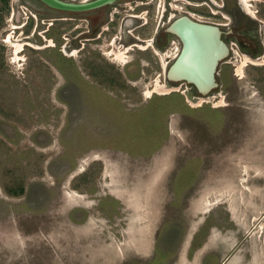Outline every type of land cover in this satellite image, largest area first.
Here are the masks:
<instances>
[{
	"label": "rangeland",
	"instance_id": "1",
	"mask_svg": "<svg viewBox=\"0 0 264 264\" xmlns=\"http://www.w3.org/2000/svg\"><path fill=\"white\" fill-rule=\"evenodd\" d=\"M83 17L0 0V264L147 263L173 224L182 236L160 241L176 247L166 264H264V62L233 47L195 108L182 84L151 93L166 85L164 56L146 77L120 75L136 69L108 54L129 62L133 52L113 49V35L101 52L87 48ZM47 28L61 33L62 55L73 53L72 73ZM177 93L190 112L154 121L155 101ZM19 186L23 196L7 195ZM78 209L85 221L72 223Z\"/></svg>",
	"mask_w": 264,
	"mask_h": 264
},
{
	"label": "flooded vegetation",
	"instance_id": "2",
	"mask_svg": "<svg viewBox=\"0 0 264 264\" xmlns=\"http://www.w3.org/2000/svg\"><path fill=\"white\" fill-rule=\"evenodd\" d=\"M92 1L94 0H85V3ZM129 12L131 13L129 14ZM123 13L126 17L116 24L118 15ZM82 14H85L83 17L85 38L82 40L85 41L87 48L90 47L94 50V47L90 45L93 42L96 51L101 52L102 48L98 45L101 39L113 35V44H110L113 49H121L124 56L133 52V59L124 62L121 67L126 70L127 67L134 66L135 72L126 74L124 71L119 72L120 75H128L130 79L146 77L147 68H154L157 62L161 65L164 55L166 61L162 74L164 78L166 77L167 70L181 49L180 42L174 35L168 33L167 29L169 25L171 26L181 18H187L200 26L217 29L220 32V39L228 49L225 59L237 56L233 50L234 47L237 53L246 56L247 62H264V0H117ZM59 19L64 18H54L55 21ZM53 31V29L47 28L44 33L54 43L52 51L57 52L59 67L70 70L73 65V55L61 54L63 53V50L60 49L61 33L57 30L56 33ZM118 53L121 52L118 51ZM85 66L89 73L96 70L90 61L86 62ZM97 70L100 73V70ZM69 73H72L71 70ZM177 84L166 83L169 89ZM179 84L187 88L183 93L192 97L197 94L193 87L183 83ZM177 227L179 228V226Z\"/></svg>",
	"mask_w": 264,
	"mask_h": 264
},
{
	"label": "water",
	"instance_id": "3",
	"mask_svg": "<svg viewBox=\"0 0 264 264\" xmlns=\"http://www.w3.org/2000/svg\"><path fill=\"white\" fill-rule=\"evenodd\" d=\"M45 7L64 13H84L117 0L85 1L36 0ZM167 32L181 44L180 52L166 73V83H183L193 87L195 98H206L218 87L217 69L228 55L217 29L200 26L187 18L175 21Z\"/></svg>",
	"mask_w": 264,
	"mask_h": 264
},
{
	"label": "trees",
	"instance_id": "4",
	"mask_svg": "<svg viewBox=\"0 0 264 264\" xmlns=\"http://www.w3.org/2000/svg\"><path fill=\"white\" fill-rule=\"evenodd\" d=\"M4 7L8 8V0H4ZM155 103H159V105L156 106V107H153V105H152V114H153L154 121L157 120L159 112H162L163 110L164 111H166V110L174 111V112H177V113L190 112L188 106L184 103L183 97L180 94H171L169 96L161 98L160 101L159 100L155 101ZM211 112L213 113V115L211 114V117L209 119H213V117L215 115H218V113L215 112V111H211ZM205 117L208 118V115L205 116ZM176 187H177V184H176ZM5 191H6L7 195H9L11 197H14V198H17V197H20V196L24 195V188L22 186H19V188L17 190L5 189ZM178 192H179V189L177 187V190L174 191V193H176V195H177ZM109 201H110V205L112 203H114V204L116 203L113 199H110ZM105 203H106V200H104V199L101 200L100 204H99V207L102 208ZM108 204L109 203L107 202L106 205H108ZM77 211H79L80 213L83 214L81 219L77 220L75 217H73L74 214L76 213V210L75 211L73 210L69 214V220L72 223L84 222L85 218H86L85 212L83 210H80V209H78ZM109 214H110V212H108L106 215L109 216ZM176 231L179 232V234H180L179 237H181L182 236L181 230L177 227L176 224H173L172 226H169V228L165 227L159 233V235L156 238L155 245H154V256H153V258L147 263H140V264H166L168 258L171 257V255H173L172 252H174L176 247L173 244H167L166 248H163L162 244L160 243V241L162 240V243H163V240L167 241V238L170 235L172 236V234H174ZM164 243H163V245H165ZM194 244H195V241L193 242V246L191 247V250L193 249ZM203 264H206V263L203 262Z\"/></svg>",
	"mask_w": 264,
	"mask_h": 264
},
{
	"label": "bare ground",
	"instance_id": "5",
	"mask_svg": "<svg viewBox=\"0 0 264 264\" xmlns=\"http://www.w3.org/2000/svg\"><path fill=\"white\" fill-rule=\"evenodd\" d=\"M159 2V1H158ZM248 3V2H247ZM245 4V3H244ZM179 7V6H178ZM176 10H178L177 8H175ZM252 12V11H251ZM252 14V13H251ZM192 16V15H191ZM190 17V16H189ZM196 17V16H195ZM199 17V16H198ZM172 19V18H171ZM201 21V20H200ZM172 25V24H171ZM170 26V25H169ZM211 27V26H210ZM12 42V41H11ZM140 42V41H139ZM146 46V45H145ZM175 46H176V44H175ZM142 47V46H141ZM22 49V48H21ZM20 46H19V44L16 46V52L18 53V52H20ZM103 49V48H102ZM144 49V48H143ZM127 50V49H126ZM145 50V49H144ZM156 50V49H155ZM175 50H176V48H175ZM171 52V51H170ZM174 52V51H173ZM177 52V51H176ZM156 53H157V51H156ZM71 55H73V53L71 54ZM108 55H110V57L111 56H113V59L112 60H115L116 62L118 61V62H121V63H124V57H123V54H119V55H111V53H109ZM76 56V55H75ZM161 56V55H160ZM165 56V55H164ZM175 56V55H174ZM167 57V56H166ZM172 57V56H171ZM161 58V57H160ZM169 59V58H168ZM171 59V58H170ZM164 63V62H163ZM16 66V65H15ZM14 66V67H15ZM161 90H165V91H168V90H170L169 89V87L167 86V85H163V86H161V85H159V83H156V86H154V90L151 92V93H154V92H157V91H160L161 92ZM171 91V90H170ZM175 91V90H174ZM149 91H147L146 92V94H151ZM182 95H185L186 96V99H187V102H189L190 104H192V105H195V108L196 107H199V105H201V104H203V103H205V102H208L209 100H205V99H201V98H196V99H194V98H192V97H189L188 96V94H186V93H183ZM147 97H149V96H147ZM149 99V98H148ZM117 195V194H116ZM115 195V196H116ZM129 195V194H128ZM128 195H127V197H125V198H129L128 197ZM121 198V197H120ZM123 198H124V195H123ZM123 198H121L122 200H124ZM137 198V197H136ZM135 198V199H136ZM120 199V200H121ZM139 199V198H138ZM121 200V201H122ZM127 200H129V199H126V201ZM131 201V200H130ZM133 201V200H132ZM135 202H137V201H135ZM138 202L140 203V201L138 200ZM124 203V202H123ZM132 203H134V202H132ZM131 203V204H132ZM135 204V203H134ZM141 204V203H140ZM125 205H127V204H125ZM212 205V204H211ZM135 206H138V205H136L135 204ZM140 206V205H139ZM209 207V206H208ZM138 208H140V207H138ZM143 208V207H142ZM136 210V209H135ZM139 210H141V209H139ZM142 212V211H141ZM203 212H204V210H203ZM143 213V212H142ZM139 216H140V214H139ZM139 220H140V218H138ZM140 221H142V220H140ZM139 221V222H140ZM146 221V220H145ZM142 223V222H141ZM144 224V223H143ZM138 227V226H137ZM145 228V227H144ZM145 238V237H144ZM189 239V238H188ZM262 259V258H261ZM264 260V259H263ZM262 260V261H263ZM263 264V263H262Z\"/></svg>",
	"mask_w": 264,
	"mask_h": 264
}]
</instances>
